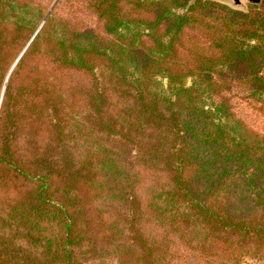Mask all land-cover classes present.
Returning a JSON list of instances; mask_svg holds the SVG:
<instances>
[{"label":"trees","instance_id":"1","mask_svg":"<svg viewBox=\"0 0 264 264\" xmlns=\"http://www.w3.org/2000/svg\"><path fill=\"white\" fill-rule=\"evenodd\" d=\"M189 2L87 0L99 27L22 37L35 5L0 0V178L29 198L0 264H264V132L230 100L264 106V0Z\"/></svg>","mask_w":264,"mask_h":264},{"label":"rangeland","instance_id":"2","mask_svg":"<svg viewBox=\"0 0 264 264\" xmlns=\"http://www.w3.org/2000/svg\"><path fill=\"white\" fill-rule=\"evenodd\" d=\"M19 1L24 3L29 1L35 5L34 8H31L29 15L27 16V18L30 19V24H27L19 31L22 37L25 34L29 33L33 27H35L34 30L35 33V31L39 28L42 22V20L39 21V18L41 16V13L43 12H46L43 16L44 19H46L51 13H55L57 16L63 17L68 21H70L73 25H77L79 27H99V21L97 20L96 15L87 8L86 5L87 0H58L52 9L51 7L56 0H19ZM193 2H191L190 0L189 4ZM243 3H244L243 9L241 8H237V9L241 11H247L249 6H251V4H248L245 1H243ZM6 24L7 25L5 31L7 32L8 36H10L14 32V28H15L14 21L9 19ZM32 36L33 35L30 36V39L32 38ZM29 40L26 41V44L22 49H25ZM20 42L11 49H17ZM262 75L264 76V68L262 70ZM243 95L245 94H242L241 92H237L236 89L231 91L232 97L230 100L236 117L241 119L250 128L258 132H264L263 104H261V101H257L251 97H245ZM1 183L6 185L3 186ZM22 185H23V181L21 179L19 180L16 179L14 176H11L9 178H0V215H4V212L6 211H11L10 209L13 206L20 204L22 198H26L27 200H29L28 196L25 194L26 189ZM21 190H24L22 196H21ZM27 213L30 215L31 211H28ZM10 223H11L10 226H5L7 233L6 235L7 237H9V241L11 242L10 244L26 243L25 239L19 236V232L16 230L15 221L10 220ZM243 264H259V263L246 262Z\"/></svg>","mask_w":264,"mask_h":264},{"label":"water","instance_id":"3","mask_svg":"<svg viewBox=\"0 0 264 264\" xmlns=\"http://www.w3.org/2000/svg\"><path fill=\"white\" fill-rule=\"evenodd\" d=\"M58 0H56L54 2V4L52 5L51 9L54 7V5L57 3ZM194 0H191V2H193ZM215 1V0H214ZM219 2H222V3H225V4H228L230 7L232 8H241L243 9L244 7V3L243 1L247 2L248 4H251V5H257L260 3L261 0H217ZM50 9V10H51ZM50 12V11H49ZM49 14V13H48Z\"/></svg>","mask_w":264,"mask_h":264}]
</instances>
